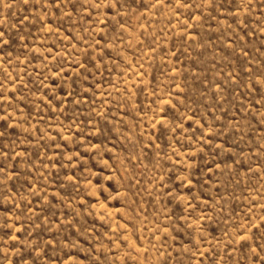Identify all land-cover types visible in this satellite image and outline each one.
<instances>
[{"label": "rangeland", "instance_id": "1", "mask_svg": "<svg viewBox=\"0 0 264 264\" xmlns=\"http://www.w3.org/2000/svg\"><path fill=\"white\" fill-rule=\"evenodd\" d=\"M0 264H264V0H0Z\"/></svg>", "mask_w": 264, "mask_h": 264}]
</instances>
